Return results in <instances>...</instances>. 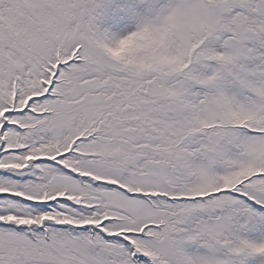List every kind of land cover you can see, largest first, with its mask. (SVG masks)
<instances>
[{"label":"snow or ice","instance_id":"1","mask_svg":"<svg viewBox=\"0 0 264 264\" xmlns=\"http://www.w3.org/2000/svg\"><path fill=\"white\" fill-rule=\"evenodd\" d=\"M0 264H264V0H0Z\"/></svg>","mask_w":264,"mask_h":264}]
</instances>
